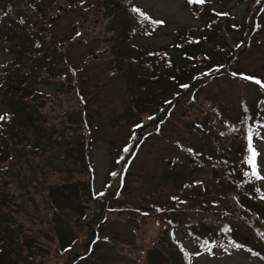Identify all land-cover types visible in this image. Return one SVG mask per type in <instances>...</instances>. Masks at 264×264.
Returning <instances> with one entry per match:
<instances>
[{
    "label": "rangeland",
    "instance_id": "obj_1",
    "mask_svg": "<svg viewBox=\"0 0 264 264\" xmlns=\"http://www.w3.org/2000/svg\"><path fill=\"white\" fill-rule=\"evenodd\" d=\"M43 1L48 5L53 0ZM70 1L74 6H79L80 10L67 11L68 7H62V4L58 11L45 15L47 23H52L49 30L52 36L49 35L47 39L52 40L53 44L49 49H42L44 52L36 63L45 65L46 70L34 68L37 73H25V80L30 86L29 89L25 88L27 91L33 90L37 94L35 97L41 98L36 105L44 123L33 122L40 126V134L48 136L51 133L47 140L48 144L50 141L51 143L47 146L55 147L54 140L63 136V123L71 126L65 133L83 135L86 158L85 161L81 157L71 160L72 155L68 165L58 164L60 170H54L53 176L45 183L50 188V194H47L46 190L33 186L34 183L23 189L17 186L35 173L42 175L46 166L35 168L38 157L28 151L18 153L19 158L16 154L13 155L12 171L18 169V178L9 177L11 182H7L15 195L14 201L20 206L18 212L22 232L28 235L25 241L30 247L29 252L36 255L37 264H66L69 258L74 259V253V256L86 253L77 258V261L74 259V264H161L167 257L159 245L152 246L160 229L155 222L158 216L154 210L174 196L187 198L190 193L191 205L199 206L207 198V202H214L208 209L217 212L216 208L220 206L216 194L224 191L223 186L216 187L209 180L212 176L207 167L197 169L194 164H188V158L183 157V153L176 146L173 147L172 142L180 140L186 145L194 144L195 149L204 154L211 151L214 138L223 142V137L219 134L224 129L222 123L237 120L243 107V98L247 100L246 106L260 111L258 104L264 88L254 81L264 83V5L260 9L262 13L255 16L258 19L257 26L260 27L261 24L258 31L245 34L241 29L233 30L231 35L235 37L234 42L250 37V46L246 47L243 43L239 46L236 43L234 45L237 46L232 47L233 41L226 42L227 50L237 52L231 57L232 61H229L226 54L220 60L219 52L214 51L215 45L222 44L224 40L221 35L212 34L211 28L221 27L222 21L215 24L210 22L212 18L219 17L227 25L233 22L254 28L253 23H247L256 9L251 10V5L245 10V3L238 4L235 0H205L203 4L193 3L191 0H129L127 19L119 8L116 14L120 16L114 19L103 6L95 9L93 6L89 7V0ZM20 2L22 0H9L8 3H13L11 11L19 14L20 19L29 18L23 2ZM29 2L31 7L36 5L34 0ZM136 6L147 17L155 20L156 26H150L144 37L135 36L133 42L140 47L166 48L171 52L175 66L189 67L183 74L172 76L168 65H163L161 73L151 81H133L123 72L128 68L115 74L111 72L112 56L107 52L105 40H111L108 45L111 44L115 40L112 37H119L123 27L129 32L123 34L124 38L132 39L134 16L138 17L133 12V7ZM8 18L13 20L14 16ZM208 19L210 25H206ZM121 23H124L122 27ZM193 26L196 27L192 30L193 36L185 33L192 29H185L186 27ZM182 33L180 44L178 34ZM198 39H201L200 43ZM61 54L65 58L63 65L66 68L58 65ZM201 54L214 60L211 68L205 70L204 66L195 65L197 56ZM11 56L0 45V64L9 61ZM166 59L167 56L163 55V62ZM58 69L67 72L69 76V85L64 86L65 91L53 78ZM209 71L212 73L209 74ZM44 74L49 75L47 80H41V75ZM158 76L162 80L156 83L153 80ZM246 76L253 79H245ZM8 101L10 99L5 89H0V115L9 110ZM216 110L219 114L210 124H205L202 117L205 112L216 114ZM253 115L256 117L258 114ZM197 120L205 124L204 131L201 126H198L201 128L198 130L192 128L197 126ZM6 123L1 121L0 130H5ZM44 124L47 126L44 127ZM207 131H210V135H204ZM34 132L23 134V138L31 145L35 140ZM138 132L145 133L132 144ZM252 142L258 153L257 171L261 179L257 182L250 181L247 186H259L257 193L264 197V131L253 137ZM126 147L130 152L124 154ZM56 150L54 154L60 160L65 155L64 150L60 147ZM10 152L13 154L12 148L0 147V158L8 160ZM196 154L198 153L194 152L192 155L198 157ZM6 162L9 163L10 160ZM19 169H23V173H19ZM113 173L122 174L118 195L111 196L106 211L97 215L102 208L88 201L85 193L87 182H91L93 191L98 194L115 176ZM38 180H42V177ZM116 183L115 180L112 191ZM186 183L189 186L185 188ZM70 184H78L79 189L75 193H79L80 197L66 199L65 189H61H67ZM198 185H202V188ZM258 204L251 202L250 205L257 207L263 214L264 204ZM146 209L151 213L148 216ZM191 210L193 214L205 215L195 211V207H191ZM234 216V220L241 223ZM239 223L233 227L235 237L239 240L243 238L244 242L263 252V244L253 238L243 223ZM176 236L181 238L189 250L196 248L191 239L178 233ZM215 252L214 255L202 251L193 253L191 264H264L249 251L227 253L216 247ZM0 264L10 263L3 258Z\"/></svg>",
    "mask_w": 264,
    "mask_h": 264
},
{
    "label": "trees",
    "instance_id": "obj_2",
    "mask_svg": "<svg viewBox=\"0 0 264 264\" xmlns=\"http://www.w3.org/2000/svg\"><path fill=\"white\" fill-rule=\"evenodd\" d=\"M1 1L2 0H0V45H3L4 50L10 52L12 56L10 57L9 61H5V63L0 64V89L2 90V88H4L10 99V101H8L9 110L5 112V115H2L5 117L3 121H6L7 125L5 130H0V147L3 149L5 146L7 149L12 148L13 154L10 152V158L8 160H3L0 158V260H3L4 258L5 260H8L10 264H37L36 255H34V253L32 255L29 252L30 247L25 241L28 235L22 232V221L20 220L18 212L20 206L14 201L13 198L15 195H13L11 192V187L7 182V180H10L9 177L13 179L18 178V174H16L18 173V169L15 172L12 171L13 162L11 160L13 159V155L16 154L19 158L18 153H21L23 150H25L28 151L29 154L38 157L34 166L35 168L46 166L44 167L46 170L42 175L35 173L31 178L28 177L27 180L21 181L19 184H17V186L23 189L25 187H30L31 184L34 183L33 186L46 190L48 194L50 188H48L47 184L45 185V183L51 176H53V173L55 172L54 170L59 168L58 164L68 165L70 162L69 158L72 155L73 157H71V160H73V158L81 157L83 161H85L86 156L84 154L83 148L86 142L83 140L84 137L81 134H67L63 132L69 129L71 126H65L62 123L61 132L63 133V136L60 139L54 140L56 144L55 147H48L50 146L51 141L48 144L47 140L49 139L51 133H49L48 136L40 134L38 132V128L40 126L35 124L37 122H39V124L44 123L41 112L36 105V102L39 103L41 98L35 97L37 94L36 92H33V90L27 91V88L29 89L30 86L29 83L26 82L24 74L27 72L29 74L32 72L37 73L38 71H34V68H39V70L42 68H44V70L46 69L45 65L39 64L38 62L36 63V60L40 58L44 52L42 49H49L53 44L52 40L47 39L49 35L52 36V32L49 31L51 30L52 23H47V20H45V15L51 14L54 11H58L62 4V7L64 5L68 7L67 11H77L80 10V8L79 6H74L70 0H53L54 3L52 4V1L48 5H46L43 0H37L36 3L34 2L36 5L33 7L30 6L29 1L31 0H22L23 4L22 2L21 4L25 6V10L28 11L29 18L23 17V19H20L18 17L15 23L12 20H8V17L13 16L11 15L10 11H5V9H3L4 4L1 6ZM89 1H91L92 4H89V7L93 6L95 9L97 6H103L104 8L108 9L109 14L113 16L114 19L120 16L119 14H116V9L119 5H122L121 2L123 0ZM125 1L129 3V0ZM235 1L237 3H245V10L249 9V5H251V10L252 8H256L255 12L253 15H251L247 22L248 24L253 23L254 28H249L247 25L246 27H243L239 23L236 24L233 22H231L230 25H227L225 24V21L219 19V17L212 18V22H210V24H215V22L218 23L219 21H222L221 27L214 29L213 26L211 28L213 30L211 31L212 34L217 33L219 36L221 35V39L224 40L222 44L217 43L214 47V51L219 52L218 58L220 60H223L225 57L224 54H226L228 60L232 61L231 57H234L235 53H237L234 50H227L225 46L226 42L233 41L231 45L232 47H236L237 45L240 46L242 43L245 44L246 47L250 46V37H246L244 40H238L234 42L235 37L231 35L234 29H241L243 30V33L246 34L247 32L258 31L261 27L260 23V27L257 26L256 21H258V19L256 17L257 13L264 5V0ZM133 8H136L139 11H133L134 13L138 14V17L134 16V35H132V39L129 38L127 40L128 42L126 41L124 38L125 35L123 34H128L129 32L126 28L124 30L123 27L119 37H112L115 40L112 41L111 44L108 45L111 40H105L107 52L112 56L113 68L111 72L115 74L119 70L128 68L123 70V72L127 73L126 75H128L129 78L131 77L133 81H151V79L161 73L163 65L164 67L168 65L172 70V76L173 74H183L185 69H188L189 67L187 65H183L182 67L175 66V62L173 63L172 60V54L166 48L140 47L138 44L133 42V38L135 36L140 35L141 37H144L145 33L149 31L150 26H156L155 20L147 17L144 11L142 12L139 7L136 6ZM82 9H84V6H82ZM197 9H195L194 13H196ZM145 17H147V19H145ZM209 20L210 19L206 21V25H210ZM123 24L124 23H121L120 27H122ZM201 27L206 29L204 26ZM86 28L87 26L83 29ZM188 28L192 29L187 30L185 33H189L190 36H193L194 34L192 30H194L196 27H186L185 29ZM83 33L87 34L86 31ZM178 36L180 39L179 42L181 44L183 33L178 34ZM198 40L200 43L201 39ZM195 41L196 39H194V42ZM236 43L239 44L234 45ZM163 55L167 56V59L164 62ZM205 57L206 56L204 54L197 56V62L195 65L200 67L204 66L206 70L211 68V64L214 60H210ZM45 63L47 64V62ZM58 65L59 67L66 68V66L63 65V62H58ZM25 69L26 71H24ZM209 72V74L212 73V71ZM41 76V80H45L47 78L45 75ZM53 78L55 82L58 83V85L63 87V91H65L64 86L67 87L69 85V83H67L69 79L67 72L58 69ZM161 80L162 79H160L158 76L153 81L157 83ZM25 86L27 88H25ZM260 100L261 102H259L258 106L259 108L262 107V109H264V93L261 95ZM242 101L243 107L238 113L237 120L233 119L232 121H225L222 123L224 125V129L221 130L219 134L221 138L223 137V142H220L214 138V140H212L213 146H211V151H206L203 154L200 152V150H196V145L192 143L191 144L193 146L186 145L180 140L177 142H172V146H176V148L180 149V151L183 153V157L188 158V164H194V167H197V169L207 167V169L210 170L212 176V178L209 180L216 187L223 186L224 191H220L216 194L218 200L217 203L220 206L219 208H216L217 212H213L211 209H208L211 208L209 205L212 206L214 202L212 200L207 202V198L203 200L199 206L191 205L190 199L192 196L190 193H188L187 198H182L178 195L174 196L172 200L170 199V201L162 203L160 207H157V209L154 210L158 216L155 222L157 226H160V229L158 238L153 240L152 246H155V244L159 245L167 257V260L161 264H190L188 254L186 252L187 248L182 243V241L176 238V235L174 236V230H178L180 235L185 238L190 237L194 246L200 249L201 247L208 248L212 244L227 243L234 247L235 245L232 243V240H238L233 232L234 225L239 223L234 220V215H236L238 220L243 223V226H245L246 229L251 232L253 238H262V226L264 228V213L262 214L257 209V207H254L250 204L251 202H255L257 205H259L258 202L262 204H264V202L260 199V195L257 193V190H260L259 188H251L250 186H247V180L250 179L251 176L249 172L246 171L241 173V169L243 167L240 162L243 149L245 148L242 128L246 121L251 118L253 114H255L253 112L255 110H252L249 108V106H246L247 100L243 98ZM215 112L216 114L210 111L205 112V114L202 116L204 118L205 124H210L211 120L219 114L217 110ZM164 118H166V116ZM261 119L264 120V117ZM149 120H151V118ZM155 121L156 119L154 122ZM201 122V120H197V126H192V128L198 130L201 129L198 126H201L202 130L204 131L203 126L205 124H202ZM236 122L240 125H237ZM0 125H2L1 122ZM46 126L47 125L44 124V127ZM29 131H35V140L33 142V144L36 143L35 145L29 144V142L23 138V134H26ZM74 131H76V129H74ZM144 133L145 132H138L137 135L134 134L135 136L132 144L138 137H142ZM209 133L210 131H207L204 133V135H208ZM211 137L213 136L211 135ZM208 145L210 147V144ZM58 147L63 149L65 154L64 156H61L60 160H58L59 156L54 154ZM74 151L75 153H73ZM191 151L198 153L196 154L198 157H194L192 155L194 152L191 153ZM127 153L125 152L124 154ZM9 160L10 162L7 163L6 161ZM237 168L239 169V175ZM19 173H23V169H19ZM40 177H42V180H38ZM88 182L87 188H82L85 189V193H87L89 199L88 201H91L92 204H97L102 208L100 212H97V215H101L108 208L109 198L111 196L118 195L117 191L114 192L115 188L113 191L111 189L115 179L112 178L111 181L104 185L106 188L100 190L101 192L99 191L100 193L98 194L93 191L91 183ZM188 186L189 184L187 183L184 185L185 188ZM198 187L202 188V185H198ZM78 189V184H70V186H67V189L65 187L61 190L66 192L64 196H66L67 200H73L75 197H80L79 193H75V191ZM78 199L79 198H77V200ZM223 202H226V204L224 205ZM52 203L54 204V202ZM186 207L190 208L185 209ZM191 207H195V211L201 212L214 219L207 218L205 215H197L196 213L193 214ZM145 211L147 216L151 214L148 209ZM19 221L21 223H19ZM57 245L61 247L59 242H57ZM66 246L69 245L67 244ZM75 254L76 253L72 255L77 261V258L86 253L74 256ZM69 259L70 260H68L66 264H74V259Z\"/></svg>",
    "mask_w": 264,
    "mask_h": 264
},
{
    "label": "snow or ice",
    "instance_id": "obj_3",
    "mask_svg": "<svg viewBox=\"0 0 264 264\" xmlns=\"http://www.w3.org/2000/svg\"><path fill=\"white\" fill-rule=\"evenodd\" d=\"M191 2L193 3H199V4H203L205 3V0H191ZM134 12L139 11L136 8H133ZM145 19H147V17H145ZM162 23V22H161ZM235 75V74H234ZM245 79H253L251 77H244ZM257 85H260L262 88H264V83H262L260 80H255L254 81ZM187 87V86H184ZM5 119L4 116H0V120ZM247 148H248V156L246 158V163L251 167V176L256 178V179H261V176L259 175L258 171H257V151L255 150V148L253 147V132L250 129L247 135ZM129 148H125L124 151L127 153L129 152ZM113 175H115V173H113ZM247 175V173H246ZM102 195V194H101ZM262 199H264V197H262Z\"/></svg>",
    "mask_w": 264,
    "mask_h": 264
}]
</instances>
